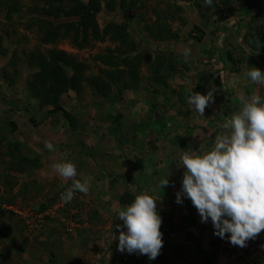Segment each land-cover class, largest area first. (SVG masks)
I'll return each mask as SVG.
<instances>
[{
	"label": "rangeland",
	"instance_id": "374dc122",
	"mask_svg": "<svg viewBox=\"0 0 264 264\" xmlns=\"http://www.w3.org/2000/svg\"><path fill=\"white\" fill-rule=\"evenodd\" d=\"M8 1L0 0V264H143L117 250L120 197L140 173L182 171L181 150H210L239 97L264 89L244 76L254 67L246 57L264 56V10L256 14L264 7L255 0L246 11L229 3V12H216L204 0H197L201 10L187 0H91L99 11L81 19L88 0H13L12 9ZM194 26L204 32L200 41L189 34ZM53 60L67 77L86 66L79 90L63 79L57 93L62 77ZM212 86L204 112L212 128L204 129L187 95ZM64 154L77 179L92 178L89 192L69 203L61 193L72 181L52 168ZM135 155L144 172H136Z\"/></svg>",
	"mask_w": 264,
	"mask_h": 264
},
{
	"label": "clouds",
	"instance_id": "9594fccd",
	"mask_svg": "<svg viewBox=\"0 0 264 264\" xmlns=\"http://www.w3.org/2000/svg\"><path fill=\"white\" fill-rule=\"evenodd\" d=\"M204 2L205 6H213L212 0ZM190 55L191 49L185 47L184 58L187 60ZM244 76L252 83L264 85V72L256 67ZM232 84L235 85L236 80ZM193 88L188 90L187 103L203 117L206 107L214 102L216 89L212 86L206 94H201L193 92ZM239 101V110L218 125L223 131L216 135L210 150L200 145L197 150L182 151L180 155L184 171L176 202L182 203V195L189 199L201 222L210 219L214 228L215 237L206 264L224 262L215 255L213 245L226 234L231 245L243 248L264 231V100L253 94L241 95ZM45 147L49 151L56 150L50 141ZM52 168L63 180L72 181L61 193L65 203L71 202L76 192H89L92 178L81 176L77 179L76 165L67 154ZM168 185L167 176L157 187L163 192ZM115 211L122 221V225H116L118 237L114 236L118 239L117 250L155 260L163 247L157 199L144 191L135 195L130 204L122 208L117 206ZM256 264H264V260L259 259Z\"/></svg>",
	"mask_w": 264,
	"mask_h": 264
},
{
	"label": "crops",
	"instance_id": "0c3cea01",
	"mask_svg": "<svg viewBox=\"0 0 264 264\" xmlns=\"http://www.w3.org/2000/svg\"><path fill=\"white\" fill-rule=\"evenodd\" d=\"M243 1L230 0V3H232L234 7L237 6V4L241 5ZM258 1L261 6L264 7V0ZM231 12L234 13L235 10L232 9ZM224 22V20L220 21V24H223ZM236 28L237 27H235V29ZM220 29H222V27ZM257 53L260 54L259 52H254L252 55L246 57L247 61H250L254 67H256L260 61L264 63V59H261L264 56L260 55L261 58L259 59L256 57ZM256 68L264 72V65ZM253 94L259 95L261 99L264 100L263 88L254 87L253 90L249 91L250 96ZM203 116L205 124L201 128L211 129L212 127H209L206 124L208 121L207 113L206 115L203 114ZM212 138L213 137H211V140ZM183 142L187 148L189 144L187 139H183ZM187 149L190 148L188 147ZM140 169L144 172L143 166L141 167V165L136 166L135 170L139 173ZM182 169L183 170L179 171L177 174H174L169 168H166V170L159 169L156 172L159 176H157L158 174L154 176L153 170L145 171L143 174L140 173L139 178L141 180L136 182L137 186H135L133 191H131L134 195L147 191L150 195L157 199L158 214L162 218L160 231L162 232L163 247L160 255L157 257L159 260L157 258L155 260H149L145 255L133 253L134 258L138 259L140 257L143 264H146L147 259L149 260L147 264H156L157 260H161V264H186L188 262H193V264H206L209 261L211 242L215 237L211 220L209 219L206 223L201 222L200 216L196 209L192 206L191 201L183 195L181 196L182 203L176 202V193L181 189L184 168ZM167 176L169 185L166 186L162 192L157 185ZM133 179L135 182L136 176ZM188 245L191 246V249H189ZM183 257L187 258L182 260ZM26 264L29 263L26 262Z\"/></svg>",
	"mask_w": 264,
	"mask_h": 264
},
{
	"label": "trees",
	"instance_id": "16d2710c",
	"mask_svg": "<svg viewBox=\"0 0 264 264\" xmlns=\"http://www.w3.org/2000/svg\"><path fill=\"white\" fill-rule=\"evenodd\" d=\"M187 1H191V2H193V4H194V6L198 9V10H201V6L199 5V3H198V1L197 0H187ZM253 1H255V0H244L243 2H242V9H244V10H249V9H251V7L253 6L252 5V3H253ZM9 2V8L10 9H12V8H14L15 6H17L18 4H17V2L15 1H13V0H10V1H8ZM230 3V0H221V4L220 3H218V2H216L215 0H212V5L213 6H209L208 8H207V10H213V11H215L216 10V12L218 11V10H223V9H225L227 6H228V4ZM221 5H224V7H221ZM99 9H100V7H99V5L97 4H94L91 0H88V2H86V3H80V10L78 11V13H79V15H81V19H83V18H85V17H89V18H93L96 14H97V12L99 11ZM264 10V8H259L256 12V14L257 15H259L258 13H260L261 11H263ZM227 11L229 12L230 11V9H228V7H227ZM203 17L205 18V19H208V18H210V17H212V15H207V13L205 14H203ZM228 16L226 15V18H227ZM225 18V19H226ZM223 19V18H222ZM224 19V20H225ZM220 21H223V20H220ZM205 23H206V21H205ZM80 24H81V21H80ZM207 24V23H206ZM209 24V23H208ZM64 26L65 25H62V28H61V26H59V28L60 29H63L64 28ZM65 30L67 31L68 29L66 28V26H65ZM193 30L195 31V32H193L192 30H190V36H194V38H195V40L197 41H200V40H202V38H203V36H204V32L202 31V29L200 28V27H198V26H194L193 27ZM58 31V30H57ZM76 32H77V29H76ZM198 32V33H197ZM193 33H194V35H193ZM55 35H57V33H55ZM209 53V55H210V51L208 52ZM57 53H52V54H50V59H55L54 57L55 56H57L56 55ZM54 56V57H53ZM226 56H227V54H226ZM224 57V56H223ZM223 57H220L219 58V60H221V58H222V60H221V62H224V58ZM256 57L257 58H261V56H260V54H256ZM96 58H99V56H96ZM228 58H229V56H228ZM37 58H36V56L35 57H30V59H29V62H30V64H34V62H35V60H36ZM42 60H44V58L43 57H40V60H39V62H41ZM52 62H54V65H53V68H52V72H61V82L60 83H58V85H57V88H56V91H57V93L59 94V93H61L62 91H63V85L62 84H64V83H62V81H63V79L66 81V83L69 85V88L70 89H72V90H79L80 89V84H81V82H82V79H83V71L84 70H86V66L84 65V64H77V66H76V71H75V74H74V76L75 77H67L65 74H64V71H63V68L61 67V65H58L57 63H56V60H53V61H51L50 63L52 64ZM48 69V66H47V64L46 63H44L43 65H41V72H44L45 70H47ZM88 78H91L92 80H94V81H96V80H98V78L97 77H88ZM87 78V81L88 80H91V79H88ZM96 89H97V84H96ZM98 90H99V88H98ZM55 95V97H54V99L56 100L57 98H58V96L59 95ZM104 95H105V92H104ZM68 119H69V117H68ZM69 121L72 123V125H74V123H73V121L71 120V119H69ZM133 154H131V156H132ZM145 157V156H144ZM134 159H136L135 160V164H136V166H139V165H141V167L142 166H144L143 165V160H144V158L143 157H138V156H134ZM134 198H135V195L134 194H132V192L131 191H124L123 192V194L121 195V197H120V202H121V205H122V207L124 206V205H127V204H130L133 200H134ZM141 255V254H140ZM186 264H193V262H188V263H186Z\"/></svg>",
	"mask_w": 264,
	"mask_h": 264
},
{
	"label": "built area",
	"instance_id": "2783aa9c",
	"mask_svg": "<svg viewBox=\"0 0 264 264\" xmlns=\"http://www.w3.org/2000/svg\"><path fill=\"white\" fill-rule=\"evenodd\" d=\"M213 249L217 258L224 260L221 264H256L259 259L264 260V231L243 248L231 245L226 234L213 245Z\"/></svg>",
	"mask_w": 264,
	"mask_h": 264
},
{
	"label": "water",
	"instance_id": "95a60500",
	"mask_svg": "<svg viewBox=\"0 0 264 264\" xmlns=\"http://www.w3.org/2000/svg\"><path fill=\"white\" fill-rule=\"evenodd\" d=\"M264 58V57H263Z\"/></svg>",
	"mask_w": 264,
	"mask_h": 264
}]
</instances>
